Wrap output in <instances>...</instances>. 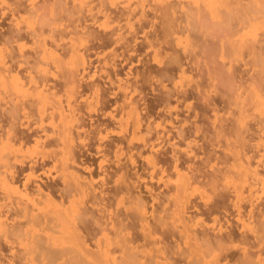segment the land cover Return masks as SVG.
<instances>
[{"label":"rangeland","instance_id":"374dc122","mask_svg":"<svg viewBox=\"0 0 264 264\" xmlns=\"http://www.w3.org/2000/svg\"><path fill=\"white\" fill-rule=\"evenodd\" d=\"M219 1L220 2L218 4L221 3L223 6L220 5L221 7L217 8L213 5L216 9L211 8L212 10L214 9V11H212L211 9H208L210 7L203 4L204 1L202 2L201 0H113V2L112 0L111 2L110 0H0V61L2 60V58H4V60L6 61L4 62V60H2V62L0 63V69L4 70L3 68H5L3 62L5 64L7 63L6 68L14 69H9L12 72L14 71L13 73L11 72V74H5L3 73V71H0L1 76L2 74H5V76L7 77V79H4V82L0 80L1 84H6V86L4 85V88H2L3 86L0 84V152L2 151L0 154L6 156L4 157V162L6 160L8 161L5 164L3 161H0V177L4 178L3 182L0 180V223H7L6 226H4L3 224L2 226L0 224V227L2 226L3 228L6 227L9 229L10 227L17 224L16 227L14 226V228L18 227L17 229H21L20 233L15 232L18 231L17 229L14 231V234H19L17 236H13V232H10L12 233L10 235V233H8L10 230L4 228L8 230V232L6 231L7 233L3 231L6 235L8 234L7 236H5V234L2 233V230H0V235L2 234L0 236V264H53V262H55V264H70V262H65L62 257H58L60 260L58 258L54 259L52 257H49L50 254L48 253H52L51 250L53 249V251H55V247H53L49 238H47L50 236V231H48L50 226L46 225L45 227L44 224L40 225L42 221L36 222L38 220H32L34 226L32 228L36 229V231L33 230L32 232V228H30V225L32 226V224H30L31 222H29L33 217V219L37 218L40 212H42L43 216L42 214H40L39 216L45 217L44 211L50 204L49 201H51L49 197L52 198L53 201L56 200V204L59 203L58 205L60 206V204H62V201L64 200H62V197L60 196L62 195V190L64 188L67 189V184L70 185V187L72 186L73 189L77 188V186H75L77 182H75L72 177V179L68 177L64 178L65 174H62L59 168H57L59 163H57V166H55V161L58 158L57 156L59 152L61 153V149L63 146H59V149L61 147V151L58 149L59 152L56 156L57 158L54 159V156L58 151L56 150L58 144L54 146V141H56L55 139L57 138V140L60 139V133L58 131L62 130V125H64V121H66V116L64 115L66 111L67 116L69 113L74 117H76L75 115H77L76 118H72V116H70L69 114L70 119L75 120L78 117L80 118L81 116L86 121L82 122L86 124L89 122L87 124V127L84 128L85 130H82L77 127V124L79 123L76 122L78 120L80 121L81 118H78L73 123L71 122V124L69 123V116L67 117V123L72 125L73 130H75L76 127L78 128L75 133L79 130V135H81L82 133V135L79 137L77 135V142L74 145V147L76 146L74 152L77 153L81 158L80 159L78 157L76 159V162L78 159L79 162H77L78 168L76 167V169L78 170H75V172L78 171L77 174L82 177V180L86 178L85 180L88 181L89 179L91 180L93 178L91 181H93L94 183L92 187L95 186L94 192H96V195L99 193L97 195V198L98 196L102 198L97 200L95 198L97 202H95V200H92V198L94 199L95 194L92 191L93 188L91 186H89L88 188L89 191H85L87 194H84L79 190V192L77 191L75 193V200H77L76 202L79 210L82 209L85 215V211L89 213V215H86L88 216V218L85 217V220L89 219V225L85 221V229H83L82 225L80 226H82L81 228L83 232L87 231V227L88 229H92L93 234L96 233L95 236H99L102 241H104L103 239L105 237L102 238L100 236H105V234L101 233V235H99V231L103 232L105 230L106 235L107 233L109 234V238L107 235V239L112 240L111 256L112 258H114L113 260H111V262H115L116 260V264L117 262L118 264H167V259L169 261L168 264H191L193 262V264H203V262H200L202 261L201 258L199 261V252L197 250L199 247H196V245L191 242L189 243L187 232H185L186 237L183 236V232L186 230L181 231L182 228L178 227L181 225L176 222L178 217L174 214L175 211H173L174 209L176 210V206L175 204V207L172 205L175 202V199L172 198L176 197V192L174 191L175 188H173V185H171L170 183L173 182L174 184V181L175 183L177 182V172H175L174 170L176 169V167H178L175 164L179 161L178 168L184 169H181L184 176H186L185 174H187L188 177V175L190 174V176L188 177L190 181L193 178L195 179V177L197 181V174L202 175V173H204L203 175H206L205 177H207L205 179H202V175L199 178L201 186L195 184L198 188V191L196 189L197 193L195 192V189H193L194 191L190 190V192H195V194L191 193V195L193 194L190 198L191 201H193V204L191 205H194V201L196 206L194 205L193 208L198 207L199 205V209H191L192 206L190 205L191 207H188L189 211L187 210V214H189L187 216L191 217V215L193 214L192 218H195L194 214H196V212L198 214L197 216L195 215L197 219L196 223L193 222L196 219H193L192 221L196 225L194 224L195 226H192L191 229L194 227V231L199 232H196L197 235L194 236L202 237V235L204 234L203 230H207V232H209L210 234L208 237H210L211 235L219 236L221 234L222 236L224 235L223 238H221L222 236L220 237L221 239H224L223 241L226 242L228 240V243H230L232 240V244L230 243L231 245L227 244V242L225 243L228 245L226 249H223L221 247L222 252L220 253V251H218L220 255L215 250L214 251L216 253L214 251L212 252L213 254L209 252L211 254L209 256L214 257L215 254H218L219 258L217 259L216 256V258L214 259L213 257L211 258L208 256L207 262L209 263L207 264H211V262H213L212 264H215L217 261L218 264H264V225L263 229L261 227V224H264V185H262L264 183V112H262V103L258 102L257 100L259 99L258 96H262L264 101V0H227L228 2L225 0V2L223 0ZM198 2H200V4ZM254 24L256 26H252ZM80 36L81 38L82 36L84 37L82 38V40L84 39L85 43L82 42V40L80 41ZM127 40H129V43L127 42ZM81 42L84 44H82ZM46 46L48 49L52 50L54 54L57 52L56 56L52 52H50L49 55L47 53ZM75 48H77L78 51ZM70 49H72L73 54L70 53ZM74 50H76L77 52H84L87 58L89 57L86 66H79L77 68L78 71H76V67H74L76 66V62H74V60L77 59V54H75V57L73 56L74 52H76ZM59 54L64 57L60 56ZM57 55H59V57L61 58H59ZM55 57L61 59L62 61L60 62H63L64 60V63L59 64L60 62L55 61ZM176 61L179 62V64H174L177 63ZM113 66H115V68H113ZM181 68L182 70H184L181 71ZM9 70L8 72L10 73ZM18 74L20 75V78L22 76V82H27L24 84L26 86H24L25 89L22 90L23 87H21L19 89L20 91L14 90L16 87L15 84L19 86V82H17L16 80ZM160 74H167V76L164 75V77L166 76L167 78H161ZM9 75L10 78L8 77ZM30 75H32V79L37 80L38 77V81L40 80V77L42 80L46 75L44 77L45 82H43L42 80L40 84L35 80L36 84L38 85H36L32 81L31 83ZM145 75L146 80H144L147 82L144 83L143 78L141 77H144ZM69 76L71 77V79ZM147 76H149L150 78H147ZM67 77L69 79H67ZM2 78H4V76ZM119 79L121 81H119ZM15 81L16 83L13 84ZM67 81L68 83L70 82V85L67 83ZM137 82L138 84H136ZM125 83L128 85L130 83L129 86H131V88L132 85H135L133 87L137 88H134L133 91L129 87L128 90H126L127 88H123L124 90H122L121 85H123V87L124 85L127 87ZM76 84L78 85L76 86ZM8 85L11 87L7 88ZM39 85L42 87H40L41 89H38ZM51 85L52 87H50ZM93 85L94 87L96 85L101 87L104 86L103 88L100 87V92L101 89H107L106 95H108V101L107 99L103 100L104 96L102 95L101 97L102 93L99 94L98 90H94L97 86L91 89ZM43 86H46V97L48 94L53 92L55 93V95H59L58 97L60 100L53 94L56 98V101L53 102L56 103L57 101H59V105H57L61 107V109L64 108L63 112H58L60 110L57 111L59 107L56 110L54 108L52 110V101H48L50 102V105L52 107L49 105V103L47 106H45V103H42L43 100L46 99L44 94L45 92H43L44 95H41V93L39 92V90L41 91L42 89L43 91H45V88ZM6 89H9L7 90V93H5ZM73 90H75V94L74 92H72ZM95 91L97 92L95 93ZM166 91L167 93L169 92L167 95H165ZM16 92H19L20 95L21 93L26 94L23 97H19L20 95ZM123 92L127 94L126 98H128L130 92L132 100L135 99L134 101L129 99L126 100L130 102L138 101L136 103L137 105L139 104L137 107H141H139L140 111L138 110L139 114L141 112L139 118L142 117L140 118L142 123L141 131L146 128L142 131L144 134L139 132L141 133V136L144 135L143 137L140 136V139L138 134H136V136L138 137L136 139V136L133 135L135 140L133 142L131 140V149L128 147V143H126L128 140H126L125 134L127 133L124 131V134L123 131H119L121 129V125L116 124L117 126H115L113 120H119L120 122L127 120H124L123 118H125V116L127 118L128 113H125L126 110H123L121 107L123 105L120 104L122 101H124V98L126 96H124ZM71 94H73V96ZM40 95L44 97H41ZM70 95L73 98L70 97ZM96 97H99V99L101 97L100 100H103L102 105H95L97 104L95 101L98 99ZM166 97L167 99L170 97L171 98L166 100ZM38 99L42 100V102ZM50 100H52V98ZM126 100L124 102L125 104L128 103V101L126 102ZM60 101L62 104L60 103ZM32 102L35 104H33ZM104 102L106 104H103ZM70 103H72V105H70ZM124 103L122 102V104ZM69 105L73 107L72 111L74 113L70 112L71 107H68ZM75 107L78 109H76ZM66 108L68 110H65ZM121 110L123 111V113L121 112ZM39 111H41V115H39ZM76 111L77 113H75ZM52 112L56 114H63L61 115V117L65 116L63 117V119L65 118V120L63 121L61 118L62 123L60 124L59 118L57 119L56 116L55 118L51 116L54 115ZM122 114L124 117L122 116ZM59 116L60 115H58V117ZM94 117L96 119H94ZM53 119L55 120L54 122ZM99 119H104L102 121L107 125V128L105 127V129L102 131V137L100 138L101 135L97 136L100 140L97 139L95 135L91 134V130L93 129L92 127H90L92 126L91 123H93L94 120L96 121ZM56 122L57 124H55ZM74 123L76 124V127L74 126ZM58 124L61 125V129H59L60 127L58 126ZM109 124L110 127L108 126ZM147 130L152 131L151 136L149 135L150 133ZM8 131L13 133L10 134ZM14 132L18 136H16ZM2 134L4 135L1 136ZM57 134H59L58 137L56 136ZM10 135L14 137H10ZM40 135H42V137ZM88 137H90L91 139ZM141 138H143L144 140H142ZM21 139H23L24 141H21ZM145 140L148 141V143H150L151 145L147 144ZM144 141L146 144L144 143ZM43 142L45 143L42 145ZM11 144H13V146ZM110 144L111 146H108ZM117 144L122 147L123 152L119 151L121 150V147ZM143 144H145V147H143ZM140 146L141 148L139 149ZM7 147H9L10 149ZM87 149H90L89 151L91 153ZM117 151H119L118 154H116ZM101 152L104 153L102 154ZM238 152L240 153V155L238 154ZM238 155L240 158L238 157ZM131 157L132 159H130ZM175 157H177V159ZM241 157L243 158V161L241 160ZM133 158L136 161H134ZM246 158L247 160H244ZM238 159H240L241 161H239ZM149 161L152 163V165ZM152 161H155L156 165L157 162H159V164H161L158 165L159 168L157 167L155 169L153 166L154 163ZM161 161H163V163ZM175 161L177 162L174 163ZM246 161L249 162V164ZM84 162L86 166H92V168H89V171H85L88 168L84 169V167H86L85 165L83 166ZM243 162H245L246 164H244ZM11 164H13L14 166ZM79 164H81V166ZM172 164L176 166H174L175 169H173L174 167H171ZM239 164L240 167L241 165H245L247 166L246 168H249L247 169V175L249 174L248 177L251 179H247L250 180V184L252 182H255V184L257 185L256 186L255 184H251L253 185L252 189L254 188L253 190L251 189L252 191H250L249 189V182L244 185L245 188L243 200H236V198H238V195L236 196L238 191L235 193L234 189H237L234 188L235 185H226L227 183H223L222 181H220L221 179L219 180V182H221L218 188L219 192L216 191L217 193H213V191H211V187H206V189H208L209 191H205V188L203 190L202 184L207 183L208 185V182H210V180L208 181V178H212L208 176H211L214 173L217 175V177H220L221 172H219L218 174L217 171L221 169L224 172L226 169L230 168V166H234L228 169V171L233 169L231 171L232 176L229 175L230 173L228 174L224 172V175V173L222 172V180H225L223 179V176L225 178L226 175L230 176V179H232L233 181L234 178H237L235 179V182L238 184L236 186L241 188V190L238 189L239 192L242 191L243 183H240L241 176L238 180V175L240 174L239 172H241L242 175L243 173L242 170H240ZM160 167L161 171L159 172V170L157 169H160ZM188 167H190V169ZM119 168L120 172L123 169H125L123 170L125 172L127 170L131 172V174L128 175V178L130 179L129 181L127 180L128 183L126 181V177L122 175L125 172L120 173L121 175H119L118 177L119 173L116 172ZM163 168L165 169L163 170L165 174H163V176H166V178L160 180V178H162L161 173ZM170 168L173 169L172 171H174L176 175H174L175 173L172 172ZM235 168H238L239 170L236 171L237 169ZM198 169L201 172H199ZM166 170L171 171V174L174 175L175 178L172 177L169 171L168 172L171 176H167L168 172L166 174ZM194 170L196 171V174ZM128 171L126 172L127 174H129ZM256 171L258 172L257 176L259 175L261 179L263 178V181L261 180L262 183L259 181L260 179H256L258 177L255 178V173L253 174V172ZM89 172H91V178L89 177ZM250 172H252L253 174H251L252 177H250ZM259 172L261 174H259ZM115 173L117 174V176ZM134 173L138 175V177ZM137 173H139L140 175ZM132 175H135L136 178H134ZM191 175H195V177H192ZM234 175L237 177H235ZM122 176L125 177L124 180H122ZM116 177L118 178L116 179ZM169 177L172 178L170 183H167V186L170 189L168 187L166 188V185L163 184V182L165 183L168 181L167 179H169ZM5 179H9V181ZM90 180L89 182H91ZM193 180V184L199 183ZM257 180L260 183H257ZM5 181L9 183L15 181L14 187L19 189L18 194L9 190V188L7 189L6 187H4L3 183ZM132 181L135 184H132ZM202 181L204 183H202ZM74 182L76 184H74ZM223 184L225 185L224 188H222ZM205 185L203 187H205ZM199 186L201 189L199 188ZM227 186H229V188ZM148 187H151L150 189L153 192L150 191L148 193ZM127 189H130V191H127ZM169 190H173L175 192V196H172L173 193L171 195V192ZM90 191H92V193ZM166 191L170 192L169 195L171 197L168 195V193H166ZM151 192L153 194H151ZM162 193H166L167 196L170 197L167 198L168 202H166V199L164 197L161 198L163 196L161 195ZM203 193L206 194V198L203 197ZM241 193L243 195V191ZM92 194H94V197ZM133 194H135L134 196L137 198L135 200L136 204L138 200H140L143 203V206L145 205V215L143 216L147 221L143 219V216L140 213L136 212L137 210L135 209L137 208V206L134 205L133 200L135 197L132 196ZM166 194L164 196H166ZM154 195H156L157 197H155ZM157 198L159 202L155 200ZM207 198L209 199V201L207 200ZM170 199L174 200L173 203ZM128 200L129 202H131V204L128 202ZM41 201L45 203H42ZM163 201L166 203H164ZM169 201L171 202L169 203ZM64 202L67 203L65 200ZM222 202L223 206H220ZM161 204L163 205L162 207ZM66 205H68V203ZM107 205H109V207ZM10 207L13 208L11 209ZM18 208L21 211H19ZM16 209L18 210V212H16ZM49 209L50 208H48V210ZM163 209L164 211L166 210V212L169 214H165ZM193 211L194 213H192ZM10 212H14V214L12 213V215ZM19 213H22L21 216ZM35 213L38 215H36ZM134 214L137 215L136 218H138V215L142 216V218L140 217L139 221L135 220L136 222L138 221V224L134 221V219L136 218L132 217V215ZM240 215L242 218H240ZM131 217L133 218L134 222L129 220L131 219ZM156 217L158 218L156 219ZM190 217L188 218L190 219ZM120 218H122V220ZM141 219L145 220L144 222L142 220V224L146 222V227L148 222V225H150V227H155L154 229H156L157 231L159 229L158 233L153 229L158 235L156 234L154 236V231L153 234H151V237H154L155 240L148 236V227V229L142 227L143 229L145 228V231L140 228L142 226L140 222ZM34 221L36 222V224H38V226L34 224ZM130 221L135 223L134 226L137 225V228H135L138 230L132 231L129 229H125L127 230L123 231L125 232L123 233L125 237L122 234L119 235L123 228L120 230L118 225L126 228V226L128 225L124 226V223L130 224ZM118 222L123 223V226ZM197 223L200 228L198 227ZM104 224L105 226H103ZM139 224L141 226H139ZM35 225L37 227H35ZM114 225L116 227H114ZM174 225H177V227L175 228ZM26 226L30 228L32 233ZM2 227L0 229H3ZM101 227H103V230L101 229ZM117 228L120 230V232L117 230ZM127 228H129V226ZM212 228L214 229V231ZM217 228L218 230H216ZM150 230L152 229L150 228ZM11 231L13 230L11 229ZM115 231H118L119 233L117 234ZM83 232L81 233L84 236L87 232ZM201 232L203 234H201ZM55 233L56 232H54V234ZM113 233L116 234L114 235ZM162 233H164L163 236ZM192 233L190 234L193 237ZM232 233H234L235 235L231 236ZM128 234L133 235L129 236ZM206 234L208 235V233ZM34 235H36V237H34ZM113 235L115 236V238L113 237ZM204 235L203 237L206 236ZM225 235L229 237V239L226 240ZM19 236H21V239L19 238ZM40 236H43L42 238L48 239V241L46 239H42ZM51 236H55L54 240L57 239L56 234L53 235L51 233ZM85 236H87V234ZM85 236L84 238H86ZM92 236L90 235L89 237L93 238ZM116 236L117 238L118 236L123 237L118 238L120 240H116ZM217 236H215L214 240H212V243L209 238H206L207 236L205 237V239L209 240V242L211 243V245L208 246L211 247L212 244L215 243L213 241L218 238ZM235 236H238L237 239L240 236L241 237L237 240ZM89 237L87 239H89ZM110 237H112V239H110ZM183 237L185 238L182 239ZM203 237L202 239L204 240ZM99 238L97 239L100 240ZM125 238H128L127 240H130L132 238L131 240H133V242L130 240L131 244H129L128 241H125ZM87 239L84 240L89 243ZM134 239L137 241H135ZM167 239L168 242L166 241ZM233 239L236 241L234 242ZM23 240L24 242H22ZM30 240L31 243L34 244L31 245V243H29ZM33 240H35V242H32ZM93 240L94 239H92L91 241L90 239L91 242H94ZM113 240L115 241V243H117L115 246L113 245ZM151 240L153 244H159L160 247L157 244L156 246L161 248L162 255L163 252H165L164 254H166V250L169 249L165 248L166 250H164L163 248L166 245V242L167 245H171L172 247L170 248V250H168V252H172L167 254V258L165 257V259H162V257L164 258V256L166 255L161 257V251L157 252L158 247L148 245V243H151ZM36 241L42 243V245L40 246H43L42 248L46 250L42 249L41 247L39 248H41V251L44 250L45 252H39L35 250L37 252L36 254V252L34 251V245ZM185 241H187L188 243ZM223 241L221 243L222 245L220 244V246H224ZM54 242L55 241H53V243ZM216 242L219 245V241ZM200 243H202V241ZM92 244L91 246H93L95 242L93 245ZM196 244L199 245V243ZM27 245L31 246L30 249L28 248L29 246L27 247ZM144 245L146 247L148 246L149 248H145ZM89 249H91L92 251L93 249L96 250V248H91L90 246ZM30 250H32L33 254L30 252ZM208 251H211L209 247ZM124 253L126 256L124 255ZM159 255L161 257L160 260H158L160 258ZM124 256L125 258H123ZM34 257L36 258V260ZM50 258L52 259V261ZM44 259L50 261L47 262ZM107 263L111 264L110 262Z\"/></svg>","mask_w":264,"mask_h":264},{"label":"bare ground","instance_id":"6f19581e","mask_svg":"<svg viewBox=\"0 0 264 264\" xmlns=\"http://www.w3.org/2000/svg\"><path fill=\"white\" fill-rule=\"evenodd\" d=\"M108 1H109V0H108ZM199 1H200V0H199ZM201 1H202V2L204 1L203 4H205V5H207L208 7H210V8L207 7L208 9L215 8L214 6H216L217 8H219V7H221L220 5H222L221 3L218 4V3L220 2L219 0H201ZM223 1H224V0H223ZM223 1H221V2H223ZM225 1H227V0H225ZM225 1H224V2H225ZM259 1H260V0H259ZM110 2H111V0H110ZM112 2H113V0H112ZM227 2H228V1H227ZM198 3L200 4V2H198ZM213 5H214V6H213ZM224 5H225V3H224ZM222 6H223V5H222ZM205 8H206V7H205ZM215 9H216V8H215ZM211 10H212V9H211ZM212 11H214V9H213ZM212 11H211V12H212ZM215 11H216V10H215ZM33 13H34V12H33ZM214 14H215V13H214ZM214 14H213V16H214ZM218 15H219V14H218ZM216 17H217V16H216ZM255 24H256V23H255ZM255 24L252 25V26H256ZM261 26H262V24H261ZM261 26H260V27H261ZM256 28H257V27H256ZM256 28H255V29H256ZM258 29H259V27H258ZM254 31H256V30H254ZM78 34H80V33H78ZM252 35H253V34H252ZM252 35H251V36H252ZM248 36H249V35H248ZM251 36H250V37H251ZM82 38H84V37L82 36ZM82 38H81V36H80V41L82 40ZM85 39H86V38H85ZM78 40H79V38H78ZM87 40H88V39H87ZM128 41H129V40H127V42H128ZM77 42H78V41H77ZM82 42L85 43L84 39L82 40ZM82 42H81V43H82ZM81 43H80V44H81ZM84 43H82V44H84ZM128 43H129V42H128ZM130 43H131V42H130ZM72 44H73V43H72ZM72 46H73V45H72ZM72 46H71V47H72ZM77 47H78V46H77ZM46 48H47V46H46ZM64 48H65V46H64ZM67 48H68V47H67ZM75 49H77V48H75ZM46 50H47V53H48V54H49L50 52H52V50H50V49H48V48H47ZM48 50H49V52H48ZM70 50H71V52H70V51H69V52L73 54L72 49H70ZM65 51H66V49H65ZM74 51H76V50H74ZM77 51H78V49H77ZM77 51H76V52H77ZM2 52H3V51H2ZM44 52H45V49H44ZM76 52H74V55H73V56L75 57V56H76L75 54H77V59L74 60V62H76V64H75L76 66H74V67H76L75 70L78 71L77 68H78L79 66H83V67L86 66V63H87V60L89 59V57L87 58V56H86V54H85L84 52H83V53H82L81 51H79V52H81V53H79V52L76 53ZM52 53L54 54V52H52ZM52 53H51V55H52ZM56 53H57V52H56ZM56 53L54 54L55 56H56ZM68 54H69V53H68ZM2 55H3V54H2ZM49 55H50V54H49ZM59 55H60V54H59ZM59 55H57V56L59 57ZM60 56H62V55H60ZM66 56H67V55H66ZM66 56H65V57H66ZM71 56H72V55H71ZM73 56H72V57H73ZM0 57H1V56H0ZM4 57H5V56H4ZM58 57H55V61H58V62L62 61L61 59H58ZM62 57H64V56H62ZM59 58H61V57H59ZM67 58H68V57H67ZM56 59H57V60H56ZM62 59H64V58H62ZM65 59H66V58H65ZM174 59H175V58H174ZM2 60H4V58H2ZM2 60L0 61V63L2 62ZM11 60H12V59H11ZM171 60H172V59H171ZM14 61H15V60H14ZM65 61H66V60H65ZM4 62H6V61L4 60ZM4 62H3V64H4L5 68H6V64H7V63L5 64ZM12 62H13V61H12ZM88 62H90V61H88ZM176 62H177V61H176ZM61 63H64V60H63V62H60L59 64H61ZM72 63H73V62H72ZM3 64H2V65H3ZM57 64H58V63H57ZM59 64H58V65H59ZM70 64H71V63H70ZM73 64H74V63H73ZM73 64H72V65H73ZM174 64H179V62L174 63ZM64 65H65V64H64ZM87 66H88V65H87ZM176 66H177V65H176ZM180 66H181V65H180ZM65 67H66V66H65ZM181 67H182V66H181ZM5 68H3L4 70H1V69H0V71H1V72L3 71V73H5V74H7V73H8V74H11L12 71H10V70H11L12 68H9L10 70H9L8 68H6V69H5ZM72 68H73V67H72ZM80 68H81V67H80ZM113 68H115V66H113ZM179 68H180V67H179ZM83 69H84V68H83ZM168 69H169V68H168ZM173 69H174V68H173ZM176 69H177V68H176ZM8 70L10 71V73L8 72ZM12 70H14V69H12ZM71 70H73V69H71ZM75 70H74V71H75ZM80 70H81V69H80ZM183 70H184V69H183ZM183 70H182V68H181V71H183ZM4 71H5V72H4ZM83 71H84V70H83ZM168 71H169V70H168ZM181 71H180V73H181ZM1 72H0V73H1ZM13 72H14V71H13ZM13 72H12V73H13ZM46 72H47V71H46ZM113 72H114V71H113ZM44 73H45V72H44ZM184 73H185V72H184ZM5 74H2V76L0 75V76H1V77H0V80H1L2 82H4V79H5V78L7 79V77L5 76ZM142 74H143V73H142ZM142 74H141V76H142ZM161 74H162V73H161ZM161 74H160V75H161ZM170 74H171V73H170ZM146 75H147V74H146ZM146 75H145L144 77H141V78H143L144 83L147 82V81H145V80H146ZM164 75L167 76V74H163V75H161V78H167L166 76L164 77ZM181 75H182V74H181ZM3 76H4V78H2ZM18 76H19V77H18ZM31 76H32V75H30V78H31ZM45 76H46V75H45ZM45 76H44V77H45ZM75 76H76V75H75ZM149 76H150V72H149ZM149 76H147V78H148ZM151 76H152V75H151ZM157 76H158V75H157ZM8 77L10 78V75H9ZM11 77H12V76H11ZM14 77H15V76H14ZM28 77H29V76H28ZM33 77H34V76H33ZM44 77H43V79H42L43 82H45V80H44L45 78H44ZM69 77H70V76H69ZM89 77H90V76H89ZM108 77H109V76H108ZM168 77H170V76H168ZM16 78H17V79H16L17 82H19V83H18L19 86L15 84V83H16V81H15L13 84H15L16 87H15V89H14V88H13V89L16 90V91H20L19 89H20L21 87H23L22 90L25 89V88H24V86H25L24 84L27 83V82H22V79H21L22 76H21V78H20V75H19V74L17 75ZM35 78H36V77H35ZM92 78H93V77H92ZM110 78H111V77H110ZM114 78H115V77H114ZM114 78H113V79H114ZM149 78H150V77H149ZM28 79H29V78H28ZM67 79H69V78L67 77ZM67 79H66V80H67ZM70 79H71V77H70ZM144 79H145V80H144ZM9 80H10V79H9ZM14 80H15V79H14ZM35 80H36V79H32V78H31V79H30V82L32 81V82H34V83L36 84ZM42 80H41V77H40V80L38 81V77H37V80H36V81H38V82L41 84ZM80 80H81V79H80ZM115 80H116V79H115ZM168 80H169V79H168ZM1 81H0V84H1ZM11 81H12V80H11ZM23 81H24V80H23ZM27 81H29V80H27ZM47 81H48V80H47ZM69 81H71V80H69ZM119 81H121V80L119 79ZM123 81H124V80H123ZM162 81H163V79H162ZM5 82H6V81H5ZM30 82H29V83H30ZM32 82H31V83H32ZM38 82H37V83H38ZM63 82H64V81H63ZM72 82H73V81H72ZM141 82H142V81H141ZM31 83H30V84H31ZM67 83H68V81H67ZM69 83H70V82H69ZM69 83H68V84H69ZM78 83H79V81H78ZM100 83H101V82H100ZM100 83H99V84H100ZM114 83H115V82H114ZM142 83H143V82H142ZM13 84H12V85H13ZM47 84H48V83H47ZM65 84H66V83H65ZM68 84H67V85H68ZM111 84H112V83H111ZM122 84H123V82H122ZM125 84H126V83H125ZM133 84H134V83H133ZM136 84H138V82H137ZM1 85L3 86L2 88H4V87L6 86L5 83H3V84H1ZM4 85H5V86H4ZM26 85H28V84H26ZM36 85H38V84H36ZM36 85H35V86H36ZM42 85H43V83H42ZM45 85H46V83H45ZM69 85H70V84H69ZM73 85H74V83H73ZM77 85H78V84H76V86H77ZM87 85H89V84H87ZM100 85H101V84H100ZM103 85H104V84H103ZM126 85H127V87H126L125 85H124V87H123V85H121V86H122V90H124V89H126V88H127L126 90H128L129 88H131V86H129L130 83H129V85H128V84H126ZM30 86H31V85H30ZM30 86H28V87H30ZM54 86H55V85H54ZM96 86H97V85H96ZM96 86H95V87H96ZM104 86H105V85H104ZM104 86H103V87H104ZM118 86H119V84H118ZM133 86H135V85H132V88H131L132 91H133V89L135 88V87H133ZM8 87H11V86L8 85L7 88H8ZM25 87H26V86H25ZM28 87H27V88H28ZM38 87H39V88H38ZM38 87H37L38 89H41V88H42L40 85H39ZM40 87H41V88H40ZM43 87H44V86H43ZM45 87H46V86H45ZM45 87H44V88H45ZM50 87H52V85H51ZM60 87H61V86H60ZM63 87H64V86H63ZM88 87H89V86H88ZM95 87H94V85H93V86L91 87V89H92V88H95ZM97 87H98L99 89H98ZM97 87H96V89H94V90H98L99 94L102 93V94H101V97H102V95L105 97V95L107 94V92H106L107 89H104V90L101 89V92H100V87H101V86H97ZM103 87H101V88H103ZM128 87H129V88H128ZM27 88H26V89H27ZM31 88H32V87H31ZM35 88H36V87H35ZM66 88H67V87H66ZM79 88H80V87H79ZM89 88H90V87H89ZM123 88H124V89H123ZM136 88H137V87H136ZM136 88H135V89H136ZM10 89H11V88H10ZM17 89H18V90H17ZM51 89H52V88H51ZM53 89H55V88H53ZM63 89H64V88H63ZM69 89H70V88H69ZM131 89H130V90H131ZM138 89H139V88H138ZM138 89H137V90H138ZM141 89H142V88H141ZM7 90H9V89H6L5 93H7ZM94 90H92V91H94ZM130 90H129V91H130ZM164 90H165V89H164ZM2 91H3V90H2ZM28 91H29V90H28ZM41 91H42V92H41ZM41 91L39 90V92L41 93V95H44V94H45V98H46V99L43 100V102H42V100H39V99H38V100L41 101L42 103H45V104H46V105L44 104L45 106H47L48 103H49V105H50V102L52 101L51 104H52L53 107L50 105V106L52 107V108H51V107H50V108H51L52 110H53V108L56 110V109L59 107V106H58V105H59V101H57L58 103H57V102L55 103V102H53V101H56V98L59 99V97H58L59 95L57 96V95H55V93L53 92V93L48 94L47 97H46V88H45V91H43V89H42ZM53 91H55V90H53ZM59 91H60V90H59ZM64 91H65V90H64ZM69 91H70V90H69ZM102 91H105V92H102ZM168 91H169V90H168ZM12 92H13V90H12ZM24 92H25V91H24ZM26 92H27V91H26ZM29 92H30V91H29ZM43 92H45V93L43 94ZM51 92H52V91H51ZM57 92H58V91H57ZM72 92H74V94H75V90H73ZM96 92H97V91H95V93H96ZM125 92H126V91H125ZM125 92H123V93H124V96L126 95L125 98H124V101H122L123 103L125 102L126 99L132 100V96H130V92H129L128 98H126V97H127V94H126ZM16 93L19 94V92H16ZM20 93H21V92H20ZM40 93H38V94H40ZM48 93H49V92H48ZM63 93H64V92H63ZM78 93H80V92H78ZM168 93H169V92H168ZM168 93H167V91H166V92H165V95H167ZM25 94H26V93H25ZM25 94H22V93H21V95L19 94V95H20L19 97H21V96L23 97ZM30 94H31V93H30ZM53 94H54L55 96H57V97L55 98V96H54ZM56 94H57V93H56ZM93 94H94V93H93ZM97 94H98V93H97ZM97 94H96V95H97ZM170 94H171V93H170ZM41 95H40V96H41ZM71 95L73 96V94H71ZM71 95H70V97H72ZM165 95H164V96H165ZM184 95H185V94H184ZM12 96H13V95H12ZM14 96H15V95H14ZM52 96H54V97H52ZM60 96H61V95H60ZM97 96H98V95H97ZM99 96H100V95H99ZM129 96H130V97H129ZM171 96H172V95H171ZM16 97H17V96H16ZM35 97H36V96H35ZM41 97H44V96H41ZM74 97H75V96H74ZM94 97H95V96H94ZM101 97H100V99H101ZM104 97H103V100H104V99H105V100L107 99V101H108V95H106L105 98H104ZM159 97H160V96H159ZM162 97H163V95H162ZM168 97H169V95H168ZM258 97H259V99H257V100H258V102L262 103L261 105H263V110H262V109H261V110H262V112H264V101H263V97H262V96H258ZM51 98H52V100H50ZM72 98H73V97H72ZM92 98H93V97H92ZM96 98L99 99V97H96ZM164 98H165V97H164ZM170 98H171V97H170ZM170 98H168V99H170ZM261 98H262V99H261ZM19 99H20V98H19ZM40 99H41V98H40ZM42 99H43V98H42ZM98 99H97V100H98ZM100 99H99L98 101L95 99V100H96L95 102L97 103V104H95V105H97V106L102 105L103 100H100ZM133 99H134V98H133ZM142 99H143V98H142ZM161 99H163V98H161ZM161 99H160V100H161ZM168 99H167V97H166V100H168ZM260 99H261V100H260ZM59 100H60V99H59ZM72 100H73V99H72ZM134 100H135V99H134ZM134 100H132V101H134ZM48 101H50V102H48ZM127 101H128V100H126V102H127ZM132 101H131V102L128 101V103H126V104H125V103L122 104V102L120 103L121 105H123V106H121L122 109H123V110H126L125 113H126V112L128 113V114H127L128 117L126 118V116H125V118H123L124 120L127 119L126 121H121V122H122V123H121V122L118 120V121L120 122V123H119L118 121H115V119H113L114 117L112 118V119L114 120V124H115V126H117V125H119V124L121 125V126H120L121 129H120L119 131H123V132L125 131V132L127 133V134H125V132H124V134H125V138H126V140H128L127 142H126V141H125V142L128 143V147H129V148H130L131 143H132L136 138H138V137L136 136V134L139 135V139H140V136H141L140 134L143 133L142 131L146 129V128H145V129H143V130L141 131L142 123H141V119H140V118H142V117L139 118V115L141 114V112H140V114H139V111H140V110H139V107H140V106L137 107V106L139 105V104H138V105L136 104L138 101H137V102H136V101H135V102H132ZM164 101H165V100H164ZM37 102H38V101H37ZM116 102H117V101H116ZM129 102H130V103H129ZM32 103H33V102H32ZM38 103H39V102H38ZM54 103H55V104H54ZM60 103H61V101H60ZM72 103H73V102H72ZM72 103H70V105H72ZM134 103H135V104H134ZM162 103H163V102H162ZM162 103H161V104H162ZM167 103H168V102H167ZM33 104H35V103H33ZM36 104H37V103H36ZM57 104H58V105H57ZM61 104H62V103H61ZM74 104H75V102H74ZM98 104H100V105H98ZM103 104H106V103L104 102ZM38 105H39V104H38ZM40 105H41V104H40ZM42 105H43V104H42ZM70 105H69L68 107H71ZM93 105H94V104H93ZM116 105H117V104H116ZM126 105H127V106H126ZM32 106H33V105H32ZM54 106H56V107H54ZM62 106H63V105H62ZM103 106H104V105H103ZM119 106H120V105H119ZM48 107H49V106H48ZM87 107H88V106H87ZM94 107H95V106H94ZM123 107H125V108H123ZM126 107H127L128 109H127ZM39 108H40V107H39ZM43 108H44V107H43ZM62 108H63V107H62ZM75 108H76V107H75ZM81 108H82V107H81ZM137 108H138V109H137ZM140 108H141V107H140ZM34 109H35V108H34ZM63 109H64V108H63ZM63 109H61V107H59V108L57 109V111L60 110V111H58V112H63V111H64ZM70 109H71V110H70ZM70 109H69L70 112L74 113V112L72 111V110H73V107H71ZM76 109H78V108H76ZM61 110H62V111H61ZM65 110H68V109L66 108ZM90 110H91V109H90ZM102 110H104V109H102ZM105 110H106V109H105ZM118 110H119V109H118ZM127 110H128V111H127ZM138 110H139V111H138ZM57 111H54V112H57ZM39 112H40L39 115H41V111H39ZM43 112H44V111H43ZM54 112H52L54 115H51V116L54 117V118H55V116H56L57 119L59 118V120H60V124L62 123L61 118H62V120L64 121L65 118L63 119V117H65V116H66V121H64V125H62V126H63V127H62V130H61V131H58V132L60 133V139L57 140V139H58V138H57V139H55L56 141H54V146H55L56 144H58V145H57L58 147L56 146V147H57L56 150H58V149H59V146L62 145V146H63L62 149H61V147H60V149H61L62 151H61L60 149H59V150L61 151V153L59 152V150H58L57 152L54 151V152H56V154H55V156H54V159L57 158V157H58V158L56 159V161H55L54 159H53V160L55 161V166H57L56 164L59 163V165H58L57 168H59V170H60V172H61L62 174H65L64 178H65V177H68V178H71V177H72V178L75 180V182H77V184L74 182V184H76L75 186H77V188L73 189L72 186L70 187V185L67 184V186H66L67 189L64 188V189L62 190V195H61L60 197H62V200L64 199V200L68 203L69 206L66 205L67 203H65L64 200H63V201L61 200L64 204L62 203V204H60V206H59V205H58L59 203L56 204V202H55L56 200L53 201V199L49 197V199L51 200V201H49V199H48V201L50 202V204L48 205L47 208L44 207V208H46V210H47L48 212H47L46 210H45L46 212L43 210V211H44V214H45V215H44L45 217H42V216H43L42 212L39 211L40 214H42V216H39L40 214L38 215V214H36V213H37V212H36L35 214L38 215V217L35 218V219H33L34 217L32 216L33 218L31 219V221H29V222H31L30 224H32V226L30 225V228L34 227V226H33V223H32V220H38V221H36V222H41V221H42V223H40V225H41V224H42V225L44 224L45 227H46V225H47V226H50V228L48 227V228H49L48 231H50V232H49V235H50V236L47 237V238H49V240H50V242L52 243L53 247H55V251H53L54 249L51 250L52 253H48V254H50L49 257H52V258H54V259H56V258H58V257H62L63 260H64L65 262H67V263L70 262V264H108L107 262H110L111 264H116V263H115L116 260H115V262L113 261L114 263L111 262V260L114 259V258H112V256H111V253H112V251H111V250H112V248H111V247H112V242H111V241H112V240L107 239V235H108V238H109V234L107 233V235H106L105 230H104L103 232H100V231H99V233H100L99 235H101V233H102V234H103V233L105 234V236H100V237H102V238L105 237V238L103 239L104 241H102V240L99 238V236L96 235L97 238L100 239V240H98V239L96 238V236H95L96 233L93 234V230H92V229H88V227L86 228L87 231L84 230V231H86L87 233L82 231V228H81L82 226H83V229H85V228H84V225L86 224L85 221H86L87 224L89 225V222H88L89 219H87L88 216H86L87 214L89 215V213H87V211H85V212H86V215H85V213L82 211L81 208H80L81 210H79V207L77 206V202H76L77 200H75V198H76V197H75V193H76L78 190L85 194V193H86L85 191H87V190L89 191V189H88L89 186L92 187V186L94 185L93 181H91L93 178H92L91 180L89 179L91 182H89V180H88V181L85 180L86 178H84V177H83L84 179L82 180V177H80V176L77 174L78 171L75 172V170H78V169H76V167H77V164H78L77 162H79V161H78L79 159L77 160V162H76V159L79 157V155H78L77 153L74 152V151H75V148H76V146L74 147V145H75V143L77 142V138H78L79 136L82 135V133H81V135H79L80 130L77 131L76 133H75V131L78 130L77 127H79L80 129L83 130L85 127H87V124H88L89 122L87 121V122H88L87 124L84 123V122H86V121H85V119H84L83 117H81V116H80L81 119L78 117V118L80 119V121L78 120L79 122L76 121L78 118L75 119V120H74V119H70V116H72V115L69 113V114H70V116H69V114H68V116H69L68 119L70 120L69 123H71V122L73 123V122H75V121H76L77 123H79V124H77V125H78L77 127H76V124L74 123V126L76 127V129H75V127H74L75 130H73L72 125H71L72 123H71V124L67 123V122H68V121H67V117H68V116L66 115L67 111H66V113L64 112V113H65V114H64L65 116H62V117H61V115H63V114H60V113H57V114H56V113H54ZM121 112L123 113L122 110H121ZM121 112H120V113H121ZM75 113H77V111H76ZM80 113H81V112H80ZM83 113H84V112H83ZM108 113H109V112H108ZM43 114H44V113H43ZM81 114H82V113H81ZM113 114H114V113H113ZM58 115H60V116L58 117ZM101 115H102V114H101ZM119 115H121V114H119ZM75 116L77 117V115H75ZM78 116H79V114H78ZM96 116H97V115H96ZM98 116H99V115H98ZM122 116H123V114H122ZM44 117H46V116H44ZM73 117H74V116H72V118H73ZM76 117H74V118H76ZM102 117H103V116H102ZM119 117H120V116H119ZM123 117H124V116H123ZM50 118H51V117H50ZM91 118H92V117H91ZM103 118H105V117H103ZM115 118H116V117H115ZM42 119H43V118H42ZM46 119H47V118H46ZM92 119H93V118H92ZM94 119H96V118L94 117ZM105 119H106V118H105ZM143 119H144V118H143ZM50 120H51V119H50ZM73 120H74V121H73ZM102 120H104V119H99V120H96V121L94 120L95 123H94V122L91 123L92 126H90V127H92V129H93V130H91V131H92L91 134H92V135H95L97 139H99L97 136H100V135H101L100 138L102 137V133H103L102 131H103V130L105 129V127L107 126V125L105 124V122H103ZM113 120H112V121H113ZM54 121H55V120L53 119V122H54ZM82 121H84V122H82ZM89 121H91V120H89ZM110 121H111V119H110ZM144 121H145V120H144ZM57 122H58V121H57ZM57 122H56L55 124H57ZM80 122H81L82 124H81ZM142 122H143V121H142ZM51 123H52V122H51ZM65 123H67V124H65ZM60 124H58L59 127L61 126ZM80 124H81V125H80ZM91 124H90V125H91ZM112 124H113V123H112ZM116 124H117V125H116ZM41 126H42V125H41ZM54 126H55V125H54ZM93 126H94V127H93ZM108 126L110 127V124H109ZM143 126H144V125H143ZM90 127H89V128H90ZM42 128H43V127H42ZM106 128H107V127H106ZM150 128H151V127H150ZM40 129H41V128H40ZM59 129H61V127H60ZM59 129H58V130H59ZM90 129H91V128H90ZM114 129H115V128H114ZM118 129H119V128H118ZM147 129H148V128H147ZM179 129H180V128H179ZM183 129H184V128H183ZM42 130H44V129H42ZM84 130H85V129H84ZM45 131H46V130H45ZM54 131H55V130H54ZM87 131H88V128H87ZM87 131H86V132H87ZM147 131L150 133V134H149V133H148V134L151 136L152 131H149V130H147ZM178 131H179V130H178ZM181 131H182V130H181ZM8 132H9V131H8ZM8 132H7V133H8ZM58 132H57V133H58ZM139 132H141V133H139ZM144 132H146V131H144ZM182 132H183V131H182ZM197 132H198V131H197ZM4 133H5V132H4ZM9 133L12 134L13 132H12V133L9 132ZM53 133H54V132H53ZM84 133H85V132H84ZM84 133H83V134H84ZM184 133H185V132H184ZM14 134H16V133L14 132ZM54 134H55V133H54ZM88 134H89V133H88ZM88 134H86V135H88ZM124 134H123V136H124ZM131 134H132V135H131ZM143 134H144V133H143ZM145 134H146V133H145ZM186 134H187V133H186ZM189 134H190V133H189ZM3 135H4V134H2L1 136H3ZM77 135H78V137H77ZM92 135H91V136H92ZM133 135L136 136L135 139H134V136H133ZM146 135H147V134H146ZM146 135H145V137H146ZM180 135H181V132H180ZM16 136H18V135L16 134ZM27 136H28V135H27ZM37 136H38V135H37ZM40 136L42 137V135H40ZM49 136H50V135H49ZM56 136L58 137L59 134H57ZM143 136H144V135H143ZM143 136H141V137H143ZM147 136H148V135H147ZM10 137H14V136L10 135ZM30 137H31V136H30ZM32 137H33V136H32ZM45 137H46V136H45ZM50 137H51V136H50ZM86 137H87V136H86ZM132 137H133V139H132ZM185 137H186V136H185ZM189 137H190V136H189ZM1 138H2V137H1ZM15 138H16V137H15ZM39 138H40V137H39ZM48 138H49V137H48ZM55 138H56V137H55ZM88 138H90V137H88ZM130 138H131V139H130ZM192 138H193V137H192ZM7 139H8V138H7ZM13 139H14V138H13ZM19 139H20V138H19ZM35 139H36V138H35ZM49 139H50V138H49ZM85 139H87V138H85ZM90 139H91V138H90ZM92 139H93V138H92ZM102 139H103V138H102ZM102 139H101V140H102ZM139 139H138V141H139ZM141 139L144 140L143 138H141ZM190 139H191V138H190ZM9 140H11V139H9ZM9 140H8V141H9ZM22 140H23V139H21V141H22ZM80 140H81V139H80ZM99 140H100V139H99ZM99 140H98V141H99ZM122 140H123V139H122ZM131 140H132V142H131ZM146 140H148V139H146ZM146 140H145V141H146ZM2 141H3V139H2ZM23 141H24V140H23ZM38 141H39V140H38ZM44 141H45V140H44ZM48 141H49V140H48ZM95 141H97V140H95ZM114 141H115V140H114ZM119 141H120V140H119ZM145 141H144V143H145ZM27 142H28V141H27ZM55 142H58V143H55ZM90 142H91V141H90ZM90 142H89V143H90ZM141 142H142V141H141ZM146 142H147V144H150V143H148V141H146ZM149 142H150V141H149ZM4 143H5V141H4ZM13 143H14V142H13ZM16 143H17V142H16ZM22 143H23V142H22ZM38 143H39V142H38ZM44 143H45V142H43L42 145H43ZM48 143H49V142H48ZM78 143H79V142H78ZM101 143H102V141H101ZM113 143H114V142H113ZM14 144H15V143H14ZM39 144H40V143H39ZM92 144H93V143H92ZM120 144H121V143H120ZM124 144H125V143H124ZM145 144H146V143H145ZM145 144H143V147H145ZM188 144H189V143H188ZM3 145H4V144H3ZM6 145H8V144H6ZM11 145L13 146V144H11ZM23 145H24V144H23ZM117 145H118V144H117ZM132 145H133V144H132ZM140 145H141V144H140ZM150 145H151V144H150ZM20 146H21V145H20ZM54 146H53V147H54ZM95 146H96V145H95ZM108 146H111V144L108 145ZM108 146H107V147H108ZM118 146H120V145H118ZM126 146H127V145H126ZM154 146H155V145H154ZM2 147H3V146H2ZM15 147H16V146H15ZM15 147H14V149H15ZM18 147H19V146H18ZM23 147H24V146H23ZM120 147H121V146H120ZM131 147H132V146H131ZM135 147H136V146H135ZM146 147H147V145H146ZM7 148H9V147H7ZM38 148H39V146H38ZM40 148H41V147H40ZM63 148H64V149H63ZM73 148H74V149H73ZM99 148H100V147H99ZM140 148H141V146L139 147V149H140ZM151 148H152V147H151ZM9 149H10V148H9ZM18 149H20V148H18ZM44 149H45V148H44ZM83 149H84V148H83ZM91 149H92V148H91ZM93 149H94V148H93ZM115 149H116V148H115ZM115 149H114V150H115ZM130 149H131V148H130ZM133 149H135V148H133ZM133 149H132V150H133ZM147 149H148V147H147ZM42 150H43V147H42ZM52 150H53V149H52ZM87 150L89 151L90 149H87ZM101 150H102V149H101ZM117 150H118V149H117ZM10 151H11V150H10ZM99 151H100V150H99ZM99 151H98V152H99ZM104 151H106V150H104ZM119 151H122V147H121V150H119ZM119 151H117L116 154H118ZM136 151H137V149H136ZM1 152H2V151H1ZM1 152H0V153H1ZM35 152H36V151H35ZM41 152H42V151H41ZM51 152H53V151H51ZM58 152H59V154H58ZM89 152H90V151H89ZM122 152H123V151H122ZM141 152H142V151H141ZM43 153H44V150H43ZM74 153H75V154H74ZM78 153H79V152H78ZM83 153H84V152H83ZM87 153H88V152H87ZM90 153H91V152H90ZM99 153H100V152H99ZM101 153H102V152H101ZM103 153H104V152H103ZM103 153H102V154H103ZM120 153H121V152H120ZM135 153H136V152H135ZM137 153H138V152H137ZM142 153H143V152H142ZM142 153H141V154H142ZM241 153H242V152H241ZM13 154H14V153H13ZM41 154H42V153H41ZM53 154H54V153H53ZM57 154H58V156H57ZM79 154H80V153H79ZM81 154H82V153H81ZM84 154H85V153H84ZM238 154L240 155L239 152H238ZM243 154H244V153H243ZM46 155H47V153H46ZM106 155H107V153H106ZM106 155H105V156H106ZM111 155H112V154H111ZM121 155H122V154H121ZM128 155H129V154H128ZM132 155H134V154H132ZM137 155H139V154H137ZM137 155H136V156H137ZM168 155H169V154H168ZM234 155H235V154H234ZM239 155H238V157H239ZM17 156H18V155H17ZM21 156H22V155H21ZM56 156H57V157H56ZM130 156H131V155H130ZM4 157H6V156L0 154V161H3V162H4V159H5ZM8 157H9V156H8ZM22 157H23V156H22ZM82 157H83V155H82ZM167 157H169V156H167ZM171 157H172V156H171ZM179 157H180V156H179ZM242 157H243V156H242ZM242 157H241V160L243 159ZM247 157H249V156H247ZM74 158H75V159H74ZM79 158H80V157H79ZM87 158H88V157H87ZM90 158H91V157H90ZM104 158H105V157H104ZM142 158H143V157H142ZM150 158H151V157H150ZM158 158H160V157H158ZM175 158L177 159V157H175ZM239 158H240V157H239ZM14 159H15V158H14ZM80 159H81V158H80ZM94 159H95V158H94ZM105 159H106V158H105ZM130 159H132V157H131ZM163 159H164V158H163ZM19 160H20V159H19ZM84 160H85V159H84ZM95 160H96V159H95ZM133 160H134V158H133ZM148 160H149V159H148ZM151 160H152V159H151ZM151 160H150V161H151ZM159 160H160V159H159ZM173 160H174V159H173ZM173 160H172V161H173ZM238 160L241 161L240 159H238ZM244 160H247V158L244 159ZM134 161H136V160H134ZM150 161H149V162H150ZM180 161H181V160H180ZM234 161H235V159H234ZM236 161H237V160H236ZM239 161H238V162H239ZM242 161H243V160H242ZM248 161H249V160H248ZM6 162H8V161L6 160V161L4 162V164H5ZM80 162H82V161H80ZM117 162H118V161H117ZM119 162H120V161H119ZM152 162L154 163L153 166H154L155 169H156L157 167L159 168L158 165H161V164H159V162H157V165H156V162H155V161H152ZM161 162L163 163V161H161ZM161 162H160V163H161ZM176 162H177V161H175L174 163H176ZM178 162H179V161H178ZM178 162H177L175 165L179 167ZM246 162H247V161H246ZM75 163H76V166H75ZM86 163H87V162H86ZM134 163H135V162H134ZM146 163H147V162H146ZM172 163H173V162H172ZM188 163H189V162H188ZM243 163L246 164L245 162H243ZM247 163L249 164V162H247ZM0 164H1V162H0ZM81 164H83V163H81ZM81 164H79V165L81 166ZM132 164H133V163H132ZM132 164H131V165H132ZM150 164L152 165L151 162H150ZM241 164H242V162H241ZM11 165H13V164H11ZM11 165H10V166H11ZM17 165H18V164H17ZM84 165L86 166L85 162H84L83 166H84ZM92 165H93V164H92ZM146 165H147V164H146ZM170 165H171V164H170ZM175 165L172 164L171 167H174ZM182 165H183V164H182ZM197 165H198V164H197ZM210 165H211V164H210ZM250 165H251V164H250ZM5 166H6V165H5ZM13 166H14V165H13ZM88 166H89V165H87L86 167H84V169H85V168H88V169H86L85 171H87V170L89 171V170H90L89 168H92V166H91V167H88ZM100 166H101V165H100ZM176 166H175V167H176ZM198 166H199V165H198ZM223 166H225V165H223ZM226 166H227V165H226ZM244 166H245V165H244ZM244 166L241 165V167H240V164H239L240 170H242L243 175L241 174V172H239L240 174L238 175V176H239V177H238V180L240 179V176H241V179H242V182H241V179H240V183H243V184H242V186H243V188H242L243 195H242V193H241L242 191L239 192V190H238V189L241 190V188H239V187L236 186V185H238V184L235 182V181H236L235 179H237V178H234V181H233L232 179H230V178H231L230 176L226 175L227 179H226V177L224 178V176H223V179H225V180H222V175H223L222 172H223V170H221V169H220L221 171H220V170L217 171L218 174H219V172H221V173H220V175H221L220 177H217V175L214 174V173H213V175L208 176V177H212L211 179L208 178V181L210 180V182H208V185H207V183H204V182H203L204 180L202 181V183H204V184H202L203 186L206 184L205 187L202 186L203 190H204V188H205V191H206V190L209 191L208 189H206V187H211V188H212L211 191H213V193H217V192H219V191H218V190H219L218 188H219V184L221 183V182H219V180L221 179L220 181H222L223 183H227L226 185H229V184H230V185H232V184L235 185L234 188H237V189H234V188H233V189L235 190V193L238 191L237 194H236V196L238 195V196H237L238 198H236V196H235L236 200H238V199H239L238 201L243 200V198H244V197H243V196H244V188H245L244 185L250 181V180H248V179H251V178L248 177L249 174L247 175V171H248L247 169H249V168H246L247 166H245V167H244ZM175 167H174L173 169H175ZM178 167H176V169L174 170L175 172H177V175H176V173H175L174 171H172L173 169L170 168L171 171L175 173L174 175H176V181H177V182L175 183V181H174V184H173V182L170 183V181H171L172 178L169 177L170 180L167 179L168 181L165 182V183L163 182V184H165V185H166V188H167V187H168V186H167V183L169 182L171 185H173V188H175V190H174V189H173V190L176 192V194H175V192H174L173 190H172V191L169 190L171 193H170V192H167V191H166V193H168V195H169V193H170L171 195H172V193H173L172 196H175V195H176V197H173V198H172V199H175V202H174V203H173L174 200H172V199H170V200H171L172 203H173L172 205L174 206V204H175V206H176V210L174 209L173 211H175L174 214L178 217V219H177L176 222H178L179 225H181V226H178V227H181V228H182L181 231L186 230V231L183 232V233H184L183 236L186 235L185 232H187V233L189 234V235L187 234V236L189 237V239H188V240H189V243L191 242V243H193L194 245H196V247H199V248L197 249L198 252H199V261H200V258H201L202 261H200V262H201V263L203 262V264H205V263L207 264V263H209V262H207V261H208V260H207V257H208L209 255L213 254L212 252H213L214 250L217 251L218 254H219L218 251H220V253H221V252H222V248H223V249H226V247H228L227 244H230V243L232 244V240H231L230 243H228V240H227V239H229V237H227L228 234H227V236L225 235L226 240H227V241H226L227 244H225L226 242L223 241L224 239H221V238H223L224 235H223V236H222L221 234H220L219 236L215 235V236H217V237L219 238V239L216 238L215 241H213V242H215L217 245H216L215 243H213L212 246L210 247V246H208V245H211L212 240H214L215 236H212V235H211L212 237H211V236L208 237L210 234H209V232H207V230H205L206 232L203 230L204 234H205L207 237H206L202 232H201V234H203L206 238H209V240L211 241V243L209 242V240H206L205 237H203V235H202V237L204 238V240L202 239L201 236H200V237H195V236L197 235V233H199V232L194 231V227H193L192 229H191V227L196 225V224H195L196 221H197L196 216H197L198 214H197V212H196V214H194V217H195V218H192L193 214L191 215V217H190V216H187V215H189V214H187V210H188V207H189L191 204H193V203H192L193 201H191V199H190L191 196L193 195V194L191 195V193H194V194H195L196 189H197V191H198V188L196 187L195 184H198V185L201 186V184H200L201 182L199 181V178H200L204 173H202V175L197 174V175H198V179H197V181H196V177H195V175H194V176L191 175L192 177H195V179H194V178H193V179H194L196 182H199V183H194V184H193V182H192L193 179L190 177V178L192 179V180L190 181L189 178H188V177L190 176V174L188 173V174H189L188 177H187V174H185L186 176H184V174L182 173V170H181V169H183V168L180 169V168H178ZM182 167H183V166H182ZM232 167H234V166H232ZM232 167L230 166V168H232ZM235 167H236V166H235ZM243 167H244V168H243ZM2 168H3V167H2ZM4 168H5V167H4ZM13 168H14V167H13ZM77 168H78V167H77ZM79 168H80V167H79ZM98 168H99V167H98ZM124 168H125V167H124ZM127 168H128V167H127ZM142 168H143V167H142ZM168 168H169V167H168ZM188 168L190 169V167H188ZM197 168H198V167H197ZM200 168H201V167H200ZM200 168H199V169H200ZM230 168H228V169H230ZM242 168H243L244 170H243ZM245 168H246V170H245ZM131 169H132V167H131ZM134 169H135V168H134ZM178 169H180L181 172H180V170H178ZM199 169H198V171L201 172ZM223 169H224V168H223ZM228 169H226L224 172H226V173H228V174L230 173L229 175H231V174H232L231 171H232L233 169H231V170H229V171H228ZM235 169H237L236 171L239 170L238 168H235ZM0 170H1V169H0ZM4 170H5V169H4ZM6 170H7V169H6ZM119 170H120V168L117 169V172H116V173H119V174H118V177H119V175H121L120 173H122V172L124 173V172H125V171H123V170H125V169L121 170V172H120ZM157 170H159V172H160V171H161V167H160V169H157ZM163 170H165V169H164V168L162 169V173H161L162 178H160V180L166 178V176H163V174H164V171H163ZM183 170H184V169H183ZM196 170H197V169H196ZM201 170H202V169H201ZM250 170H251V169H250ZM15 171H16V170H15ZM127 171H128V170H127ZM127 171H126V172H127ZM130 171H131V170H130ZM146 171H147V170H146ZM168 171H169V170H166L165 173L167 174ZM171 171H169L170 174H171ZM251 171H252V170H251ZM7 172H9V171H7ZM17 172H18V171H17ZM91 172H92V171H91ZM91 172H89V174H90L89 177H90V178H91ZM126 172H125V173H126ZM128 172H129V171H128ZM169 172H168L167 176H171V175H172V174L170 175ZM184 172H185V171H184ZM194 172H195V174H196V171H195V170H194ZM199 172H198V173H199ZM224 172H223V173H224ZM15 173H16V172H15ZM116 173H115V174H116ZM125 173L122 174V175H124V176L126 177V181H127V180L129 181L130 179L128 178V177H129L128 175H130L131 172H129V174H127V173L125 174ZM206 173H207V172H206ZM248 173H249V172H248ZM254 173H255V178L258 177V178H256V179H258V180L260 179L259 181L262 183L263 178L261 179L259 175L257 176V173H258L257 171H256V172H253V174H254ZM0 174H1V173H0ZM3 174H4V171H3ZM7 174H8V173H7ZM12 174H13V173H12ZM110 174H111V173H110ZM115 174H114V175H115ZM132 174H133V173H132ZM134 174H135V173H134ZM137 174H139V173H137ZM153 174H154V173H153ZM182 174H183V175H182ZM193 174H194V173H193ZM251 174H252V172H250V177H252ZM253 174H252V175H253ZM259 174H261V173L259 172ZM80 175H81V174H80ZM82 175H83V174H82ZM135 175H136V174H135ZM135 175H132V176H133L134 178H136ZM139 175H140V174H139ZM164 175H165V174H164ZM174 175H172V177L175 178ZM197 175H196V176H197ZM209 175H210V174H209ZM214 175H216V176H214ZM224 175H225V173H224ZM1 176H2V175H1ZM9 176H11V175H9ZM14 176H16V175H14ZM116 176H117V174H116ZM124 176H122V178H123L122 180L125 179ZM132 176H131V177H132ZM136 176L138 177V175H136ZM153 176H154V175H153ZM205 176H206V175H205ZM205 176L203 175L202 179H203V178H204V179L207 178V177H205ZM231 176H232V175H231ZM234 176H235V175H234ZM31 177H32V176H31ZM118 177H116V179H117ZM131 177H130V178H131ZM215 177H216L217 179H218V178H219V179L217 180ZM235 177H237V176H235ZM8 178H9V177H8ZM72 178H71V179H72ZM87 178H88V177H87ZM167 178H168V177H167ZM187 178H188V179H187ZM228 178H229V179H228ZM247 178H248V179H247ZM2 179H3V180H2ZM112 179H113V178H112ZM119 179H121V178H119ZM131 179H132V178H131ZM139 179H141V178H139ZM177 179H178V180H177ZM0 180L3 182V181H4V178H3V177H0ZM5 180H7V179H5ZM10 180H12V179H10ZM132 180H133V179H132ZM194 180H193V181H194ZM247 180H248V181H247ZM258 180H257V181H258ZM261 180H262V181H261ZM7 181H9V179H8ZM69 181H70V180H69ZM126 181H125V182H126ZM128 181H127V183H128ZM139 181H140V180H139ZM164 181H165V180H164ZM224 181H225V182H224ZM259 181H258L257 183H260ZM122 182H123V181H122ZM160 182H161V181H160ZM263 182H264V181H263ZM63 183H64V182H63ZM66 183H67V182H66ZM70 183H71V182H70ZM133 183H134V182L132 181V184H133ZM139 183H140V182H139ZM235 183H236V184H235ZM0 184H1V183H0ZM3 184H4V187H6L7 189L9 188V190H11V191H13V192H16V193L18 194L19 189L16 188V187H14L15 181H12V182H10V183L5 181ZM64 184H65V183H64ZM130 184H131V182H130ZM130 184H129V185H130ZM134 184H135V183H134ZM170 184H169V185H170ZM175 184H176V185H175ZM251 184H255V182H252ZM251 184H250V182L248 183L250 191H252V190L254 189V188L252 189L253 185H251ZM193 185H195V186H193ZM255 185H256V184H255ZM258 185H259V184H258ZM262 185H264V183H263ZM68 186H69V187H68ZM127 186H128V185H127ZM200 186H199V188H200ZM220 186H221V185H220ZM224 186H225V185L223 184V185H222V188H224ZM256 186H257V185H256ZM259 186H260V185H259ZM54 187H55V186H54ZM73 187H74V186H73ZM94 187H95V186H94ZM94 187H92V188H93V189H92L93 192H94ZM128 187H129V186H128ZM133 187H135V186H133ZM192 187H193V188H192ZM227 187L229 188V186H227ZM247 187H248V186H247ZM250 187H251V188H250ZM254 187H255V186H254ZM6 188H5V190H6ZM51 188H52V187H51ZM86 188H87V189H86ZM118 188H119V186H118ZM118 188H117V189H118ZM148 188H149V190H148V193H149V192L152 191V190L150 189L151 187H148ZM168 188H169V187H168ZM225 188H226V187H225ZM40 189H41V188H40ZM90 189H91V188H90ZM117 189H116V190H117ZM138 189H139V188H138ZM152 189H154V188H152ZM169 189H170V188H169ZM171 189H172V188H171ZM193 189H195V192H193V191H194ZM200 189H201V188H200ZM209 189H210V188H209ZM231 189H232V188H231ZM251 189H252V190H251ZM57 190H58V189H57ZM190 190H193V191L190 192ZM203 190H202V191H203ZM38 191H39V190H38ZM38 191H37V192H38ZM59 191H61V190H59ZM79 191H78V192H79ZM92 191H90V192L92 193ZM95 191H96V190H95ZM118 191H119V190H118ZM120 191H121V190H120ZM127 191H130V189H127ZM154 191H155V190H154ZM200 191H201V190H200ZM205 191H204V192H205ZM216 191H217V192H216ZM222 191H223V190H222ZM20 192H21V190H20ZM26 192H27V191H26ZM50 192H51V191H50ZM53 192H54V191H53ZM98 192H99V191H98ZM122 192H123V191H122ZM137 192H138V191H137ZM152 192H153V191H152ZM152 192H151V194H153ZM58 193H59V192H58ZM112 193H113V192H112ZM118 193H120V192H118ZM123 193H124V192H123ZM157 193H158V192H157ZM166 193H165V194H166ZM196 193H197V192H196ZM206 193H207V192H206ZM20 194H21V193H20ZM33 194H34V193H33ZM53 194H54V193H53ZM60 194H61V193H60ZM80 194H81V193H80ZM86 194H87V193H86ZM94 194H95V197H94ZM94 194H92L93 197H94V199L92 198L93 201L95 200V198H96V200H97V199H102V198H100L99 196H98V198H97V195H98L99 193L96 195V192H94ZM115 194H116V193H115ZM135 194H136V193H135ZM135 194H133L132 196L135 197V196H134ZM141 194H142V193H141ZM165 194L162 193L161 195H163V196H162L161 198L164 197V198L166 199V202H168V201H167V198H168L170 195L167 196V194H166V196H164ZM174 194H175V195H174ZM203 194H204L203 197L206 198V196H205L206 194H205V193H203ZM50 195H51V194H50ZM50 195H49V196H50ZM138 195H139V194H138ZM157 195H158V194H157ZM159 195H160V194H159ZM161 195H160V196H161ZM220 195H221V194H220ZM28 196H29V195H28ZM33 196H34V195H33ZM90 196H91V195H90ZM117 196H118V195H117ZM152 196H153V195H152ZM154 196L157 197L156 195H154ZM160 196H159V197H160ZM228 196H229V195H228ZM42 197H43V196H42ZM42 197H41V198H42ZM45 197H46V195H45ZM78 197H79V196H78ZM102 197H103V196H102ZM129 197H130V195H129ZM133 197H132V198H133ZM170 197H171V196H170ZM170 197H169V198H170ZM219 197H222V196H219ZM26 198H27V197H26ZM41 198H40V199H41ZM57 198H58V197H57ZM83 198H84V197H83ZM132 198H131V199H132ZM228 198H229V197H228ZM230 198H231V197H230ZM245 198H246V197H245ZM28 199H29V198H28ZM32 199H33V198H32ZM38 199H39V198H38ZM77 199H78V198H77ZM114 199H115V198H114ZM128 199H129V198H128ZM136 199H137L136 197L134 198V200L132 199L133 202H134V205L137 206V208L135 207V208H136L135 210H137L136 212L140 213V214L143 216V215H145V210H144V206H145V205L143 206V203H142L140 200H138V202H139V201H140V202H139V203L137 202V204H136V203H135V202H136V201H135ZM165 199H163V200H165ZM29 200H30V199H29ZM45 200H46V199H45ZM96 200H95V202H97ZM155 200H157V201L159 202L158 198L155 199ZM160 200H161V199H160ZM168 200H169V199H168ZM207 200L209 201L208 198H207ZM212 200H213V199H212ZM32 201H33V200H32ZM35 201H37V200H35ZM48 201H47V202H48ZM52 201H53V202H52ZM79 201H80V200H79ZM79 201H78V202H79ZM101 201H102V200H101ZM105 201H106V200H105ZM110 201H111V200H110ZM110 201H109V202H110ZM171 201H169V203H170ZM190 201H191V202H190ZM41 202H42V201H41ZM59 202H60V201H59ZM81 202H82V201H81ZM128 202H129V200H128ZM163 202H164V201H163ZM166 202H164V203H166ZM223 202H224V201H223ZM223 202L221 203L220 206H223ZM39 203H40V202H39ZM42 203H45V202H42ZM79 203H80V202H79ZM98 203H100V202H98ZM107 203H108V202H107ZM129 203L131 204V202H129ZM140 203H141V204H140ZM161 203H162V202H161ZM17 204H18V203H17ZM34 204H36V203H34ZM162 204H163V203H162ZM162 204H161V207L164 205V204H163V205H162ZM188 204H189V205H188ZM32 205H33V204H32ZM46 205H47V204H46ZM46 205H45V206H46ZM61 205H63V206H61ZM170 205H171V204H170ZM194 205H195V201H194ZM194 205H193V206H194ZM200 205H201V204H200ZM42 206H43V205H42ZM67 206H68V207H67ZM107 206L109 207V205H107ZM110 206H111V205H110ZM168 206H169V205H168ZM175 206H174V207H175ZM191 206H192V205H191ZM191 206H190V207H191ZM193 206H192L191 209H195V208H196V209H199V208H198L199 205H198V207H195V208H193ZM195 206H196V205H195ZM239 206H240V205H239ZM239 206H238V207H239ZM13 207H14V206H13ZM13 207H12V208H13ZM21 207H22V206H21ZM30 207H31V206H30ZM33 207H34V206H33ZM170 207H171V206H170ZM10 208H11V207H10ZM12 208H11V209H12ZM16 208H17V207H16ZM40 208H41V207H40ZM48 208H50V209H49L50 212H49ZM171 208H172V207H171ZM171 208H170V209H171ZM202 208H203V207H202ZM210 208H211V207H210ZM11 209H10V210H11ZM18 209H19V208H18ZM36 209H38V208H36ZM158 209H159V208H158ZM191 209H190V210H191ZM13 210H14V209H13ZM16 210H17V209H16ZM23 210H24V209H23ZM26 210H27V209H26ZM84 210H85V209H84ZM135 210H134V211H135ZM19 211H21V210L19 209ZM33 211H34V210H33ZM81 211H82V213H83L84 215L81 213ZM163 211H164V209H163ZM163 211H162V212H163ZM188 211H189V210H188ZM208 211H209V210H208ZM16 212H18V210H17ZM16 212H15V213H16ZM24 212H25V211H24ZM154 212H155V211H154ZM164 212H165V214L167 213L166 210H165ZM212 212H213V211H212ZM10 213H11V212H10ZM12 213L14 214V212H12ZM12 213H11V214H12ZM30 213H31V212H30ZM33 213H34V212H33ZM158 213H159V212H158ZM192 213H194V211H193ZM202 213H203V212H202ZM13 214H12V215H13ZM19 214H20V213H19ZM19 214H18V215H19ZM21 214H22V213H21ZM21 214H20V216H21ZM46 214H47V216H46ZM48 214H50V215H48ZM167 214H169V213H167ZM240 214H241V213H240ZM251 214H252V213H251ZM134 215H135V214H134ZM134 215H132V217H133V218H136L137 215H135V216H134ZM141 215H140V216L138 215V218L134 219V221H135V220H138V221H139L140 217L142 218ZM195 215H196V216H195ZM242 215H243V214H242ZM10 216H11V215H10ZM20 216H19V217H20ZM23 216H24V215H23ZM48 216H50V217H48ZM171 216H172V214H171ZM14 217H15V216H14ZM29 217H30V216H29ZM85 217H87V218H86L87 220H85ZM93 217H94V216H93ZM102 217H103V216H102ZM132 217H131V219H129V220L133 221V218H132ZM166 217H168V216H166ZM188 217H190V219H189ZM91 218H92V217H91ZM117 218H118V217H117ZM128 218H129V217H128ZM157 218H158V217H156V219H157ZM164 218H165V217H164ZM240 218H242L241 215H240ZM240 218H239V219H240ZM92 219H93V218H92ZM94 219H95V218H94ZM120 219L122 220V218H120ZM143 219H145L144 216H143ZM143 219L140 220L142 226H141L140 224H139V226H141V227H140L141 229H143L142 227H145L146 229L149 228V231H150V232L148 231V233H147V232H143V233H147L148 236L151 237V236H152L151 234H153V231L156 230V229H154L155 227H154V228H153V227H150V225H148V222H147V227H148V228H147V227L145 226V225H146V222H145L144 224H142V220H143ZM193 219H194V220L196 219V220L193 221ZM199 219H201V218H199ZM207 219H208V218H207ZM95 220H96V219H95ZM95 220H94V221H95ZM127 220H128V219H127ZM129 220H128V221H129ZM145 220H146V219H145ZM145 220H143V222H144ZM161 220H162V219H161ZM123 221H124V220H123ZM123 221H121V222H123ZM131 221H130V224H129V223H128V224H127V223H124V226L128 225L129 228H127L128 226H126V228H125V227H121V226L118 225V227H119L120 230L123 228V230L121 231L122 233L120 232V230H119L118 228H117V230H118L120 233H119L118 231H117V232L115 231V232H116L117 234L119 233V235H120V234L124 235L123 233H125V232H123V231H124L125 229H127V230L129 229V230H132V231H134V230H138V229H136V228H137V225L134 226L135 223L138 224V221H137V222L135 221V223H133L134 221H133V222H131ZM146 221H147V220H146ZM192 221L195 222V223H193ZM262 221H263V220H262ZM36 222L34 221V224H36ZM95 222H96V221H95ZM95 222H94V224H95ZM121 222H118V223L120 224ZM125 222H127V221H125ZM140 222H139V223H140ZM263 222H264V221H263ZM98 223H99V222H98ZM178 223H176V224H178ZM0 224H1V223H0ZM2 224H3L4 226H6L7 223L4 224V223L2 222ZM2 224H1V225H2ZM122 224H123V223H121V225H122ZM132 224H133V225H132ZM174 224H175V223H174ZM194 224H195V225H194ZM204 224H205V223H204ZM204 224H203V225H204ZM243 224H244V223H243ZM3 225H2V226H3ZM11 225H13V224H11ZM16 225H17V224H16ZM16 225H14V226L16 227ZM20 225H21V224H20ZM20 225H19V227H20ZM36 225L38 226V224H36ZM36 225H35V227H37ZM80 225H82V226H80ZM109 225H111V224H109ZM116 225H117V224H116ZM161 225H162V224H161ZM171 225H173V224H171ZM197 225H198V223H197ZM246 225H247V224H246ZM263 225H264V224H261L262 229H263ZM2 226H1V227H2ZM14 226L10 227L9 229L6 228V227H4V228L10 230L9 232H8V230L4 229L3 227H2L3 229H0V230H2V233L6 232V231H7L8 233L13 232V236H15V235L17 236V235H19V234H16V233L14 234V231H15L18 227H17V228H14ZM86 226H87V225H86ZM86 226H85V227H86ZM100 226H101V224H100ZM103 226H105V224H104ZM122 226H123V225H122ZM131 226H133V227H131ZM139 226H138V227H139ZM219 226H220V225H219ZM247 226H248V225H247ZM1 227H0V228H1ZM26 227H28V226H26ZM41 227H42V226H41ZM90 227H91V225H90ZM108 227H109V226H108ZM112 227H113V226H112ZM114 227H116V226L114 225ZM135 227H136V228H135ZM174 227L176 228L177 225H174ZM198 227H199V225H198ZM204 227H205V226H204ZM220 227H221V226H220ZM223 227H224V226H223ZM225 227H226V226H225ZM30 228L28 227L29 230H30ZM42 228H43V227H42ZM42 228H41V229H42ZM102 228H103V227H101V229H102ZM131 228H132V229H131ZM133 228H135V229H133ZM145 228H144V229H145ZM150 228H151L152 230H150ZM156 228H157V227H156ZM172 228H173V227H172ZM199 228H200V227H199ZM226 228H227V227H226ZM11 229H12L13 231H11ZM105 229H106V227H105ZM144 229H143V230H144ZM153 229H154V230H153ZM179 229H180V228H179ZM195 229H196V228H195ZM207 229H208V228H207ZM212 229H213V228H212ZM242 229H243V228H242ZM17 230H18V231H15V232H19V233H20L21 229H20V230L17 229ZM33 230L36 231V229L32 228V232H33ZM46 230H47V229H46ZM102 230H103V229H102ZM127 230H125V231H127ZM143 230H142V231H143ZM191 230H192V231H191ZM216 230H218V228H217ZM223 230H224V229H223ZM248 230H249V229H248ZM3 231H4V232H3ZM43 231H44V229H43ZM52 231H53V232H52ZM80 231L83 232V233H86V234H87V236H85L86 234L84 235L86 238H84L83 234H82ZM90 231H92V232H90ZM144 231H145V230H144ZM169 231H170V230H169ZM176 231H177V230H176ZM209 231H210V230H209ZM213 231H214V229H213ZM221 231H222V230H221ZM230 231H231V230H230ZM7 232H6V233H7ZM22 232H24V231H22ZM22 232H21V233H22ZM30 232H31V230H30ZM30 232H29V233H30ZM32 232H31V233H32ZM37 232H38V231H37ZM54 232H56V233H55L56 236H57V239H56V240H54V239H55V236H51V233H52L53 235H55ZM113 232H114V231H113ZM156 232L158 233V232H159V229H158V231L156 230ZM178 232H179V231H178ZM192 232H193V233H192ZM196 232H197V233H196ZM0 233H1V231H0ZM44 233H45V232H44ZM46 233H47V232H46ZM91 233H92V234H91ZM116 233H113V234L115 235ZM154 233H155V231H154ZM157 233H155V234H153V235L155 236ZM171 233H172V232H171ZM173 233H174V232H173ZM181 233H182V232H181ZM190 233L193 234V237H192V235H191ZM194 233H196V234H194ZM206 233H208V235H207ZM230 233H231V232H230ZM4 234H5V233H4ZM4 234H3V235H4ZM11 234H12V233H10V235H11ZM22 234H23V233H22ZM25 234H26V233H25ZM36 234H37V233H36ZM58 234H59V238H58ZM89 234H90L91 236L94 235V236H92L93 238H90V237H89V236H90ZM110 234H111V233H110ZM147 234H146V236H147ZM163 234H164V233H162V236H163ZM1 235H2V234H1ZM1 235H0V236H1ZM7 235H8V234H7ZM7 235L5 234V236H7ZM20 235H21V234H20ZM23 235H24V234H23ZM28 235H30V234H28ZM88 235H89V236H88ZM114 235H113V237L115 238ZM128 235L130 236V235H133V234H128ZM144 235H145V234H144ZM157 235H158V234H157ZM165 235H166V234H165ZM181 235H182V234H181ZM194 235H195V236H194ZM232 235L234 236L235 234L232 233L231 236H232ZM239 235H240V234H239ZM239 235H238V236H239ZM24 236H25V235H24ZM111 236H112V235H111ZM198 236H199V234H198ZM221 236H222V237H221ZM238 236H237V237H238ZM20 237H21V236H19V238H20ZM34 237H36V235H34ZM40 237L42 238L43 236H40ZM53 237H54V238H53ZM88 237H89V239H87ZM121 237H123V236H121ZM121 237L118 236V238H121ZM124 237H125V235H124ZM132 237H133V236H132ZM165 237H166V236H165ZM167 237H168V236H167ZM179 237H180V236H179ZM181 237H182V236H181ZM185 237H186V236H185ZM185 237H183L182 239H184ZM220 237H221V238H220ZM237 237L235 236L236 239H237ZM240 237H241V236H240ZM240 237H239V238H240ZM1 238H2V237H1ZM6 238H7V237H6ZM8 238H9V237H8ZM13 238H14V237H13ZM17 238H18V237H17ZM31 238H32V237H31ZM118 238H117V236H116V240H117ZM128 238H129V237H128ZM128 238H127V239H128ZM137 238H138V237H137ZM144 238H145V237H144ZM151 238H152L153 240H155L154 237H151ZM155 238H156V237H155ZM239 238H238V239H239ZM20 239H21V238H20ZM42 239H46V238H42ZM42 239H41V242H42ZM52 239H53V240H52ZM84 239H85V240L87 239V240L89 241L90 244L87 243ZM90 239H91V241H92V239H94L93 241L95 242V244H94V242H91ZM110 239H112V237H110ZM125 239H126V238H125ZM127 239H126L125 241H126V242L128 241L129 244H131V241L133 242V240H131L132 238L130 239L131 241H130V240H127ZM186 239H187V238H186ZM195 239H196V240H195ZM220 239L223 241V245H224V246H220V244L222 243V241H221ZM238 239H237V240H238ZM26 240H27V239H26ZM38 240H39V239H38ZM46 240L48 241V239H46ZM51 240H52V241H51ZM95 240H97V241H95ZM114 240H115V239H114ZM114 240H113V241H114ZM116 240H115V241H116ZM118 240H120V239H118ZM134 240H135V239H134ZM148 240H149V239H148ZM163 240H165V239H163ZM198 240H201L202 243H200L201 241H198ZM233 240H234V239H233ZM240 240H241V239H240ZM244 240H246V239H244ZM247 240H248V239H247ZM16 241H17V240H16ZM53 241H55V242L53 243ZM115 241L113 242V243H114V244H113L114 246L117 244V243H115ZM121 241H123V240H121ZM135 241H137V240H135ZM166 241L168 242V239H167ZM204 241H205L206 243H205ZM216 241H219V245H218V243H217ZM235 241H236V240H234V242H235ZM242 241H243V240H242ZM19 242H20V241H19ZM22 242H24V240H23ZM32 242H35V240H33ZM37 242L40 243L39 241H36V243H35V245H34V247H35L34 251L36 250V251H39V252H40V251H41V248H42L43 246H40V245H42V243L38 244ZM50 242H49V243H50ZM119 242H120V241H119ZM126 242H125V243H126ZM146 242H147V241H146ZM150 242H151V243H150V244L148 243V245L156 246V244H157V243H154V244H155V245H154L153 242H152V240H151ZM154 242H155V241H154ZM167 242H166V245H165L166 247H165V246L163 247L164 250H166L167 248H169V249L166 250V251H167L166 254H164L165 252H163V255H162V250H161V248H159V247H160L159 244H157L159 247L156 246V247H158V249H159V250L157 249V252H160V251H161V257L164 256V255H166V256H164V258L162 257V259H165V257L167 258V254L172 252V251H171V252H168V250H170V248H172V247H171V245H167ZM185 242H187V241H185ZM203 242H204V243H203ZM207 242H208L209 244H208ZM240 242H241V241H240ZM240 242H239V243H240ZM20 243H21V242H20ZM25 243H26V242H25ZM29 243H31V240H30ZM29 243H28V244H29ZM92 243H93L94 245H93ZM160 243H161V242H160ZM187 243H188V242H187ZM196 243H199V245L196 244ZM32 244H34V243H31V245H32ZM54 244H56V245H54ZM88 244H89V246H90L91 248H96V250L93 249V251H92L91 249H89ZM91 244H92L93 246H91ZM123 244H124V243H123ZM126 244H127V243H126ZM162 244H163V242H162ZM168 244H169V243H168ZM201 244H202L204 247H203ZM204 244H205V245H204ZM214 244H215V245H214ZM231 244H230V245H231ZM235 244H236V243H235ZM22 245H23V243H22ZM25 245H26V244H25ZM121 245H122V244H121ZM206 245H207V246H206ZM213 245H214V246H213ZM221 245H222V244H221ZM225 245H227V246H225ZM28 246H29V247H28ZM118 246H119V245H118ZM124 246H125V244H124ZM144 246H145V245H144ZM167 246H169V247H167ZM205 246H206V247H205ZM217 246H218V247H217ZM219 246H220V247H219ZM24 247H26V246H24ZM27 247L30 249L31 246H30V245H27ZM37 247H38V248L41 247V248H39V250H38ZM125 247H126V246H125ZM147 247H148V246H147ZM147 247L145 246V248H147ZM174 247H175V246H174ZM208 247L210 248L211 251H208ZM214 247H215V248H214ZM216 247H217L218 249H217ZM221 247H222V248H221ZM36 248H37V249H36ZM127 248H129V247H127ZM148 248H149V247H148ZM165 248H166V249H165ZM24 249H25V248H24ZM31 249H32V248H31ZM42 249H44V248H42ZM199 249H200V250H199ZM216 249H217V250H216ZM227 249H228V248H227ZM44 250H46V249H44ZM44 250L41 251V252H45ZM120 250H121V249H120ZM130 250H131V249H130ZM132 250H134V249H132ZM172 250H173V249H172ZM28 251H29V250H28ZM36 251H35V252H36ZM48 251H49V250H48ZM215 251H214V252H215ZM224 251H225V250H224ZM30 252L33 254L32 250H30ZM53 252H54V253H53ZM127 252H128V249H127ZM130 252H131V251H130ZM130 252H129V253H130ZM209 252H210L211 254H210ZM129 253H128V254H129ZM215 253H216V252H215ZM215 253H214V254H215ZM32 254H31V255H32ZM36 254H37V252H36ZM36 254H35V255H36ZM38 254H39V253H38ZM45 254H46V253H45ZM218 254H215L214 257H213V256H212V257L215 259L216 256H217V259H218V258H219V257H218ZM40 255H41V254H40ZM56 255H60V256H56ZM124 255H125V253H124ZM219 255H220V254H219ZM36 256H37V255H36ZM43 256H44V254H43ZM125 256H126V255H125ZM125 256H124L123 258H125ZM127 256H128V255H127ZM129 257H130V256H129ZM129 257H128V258H129ZM159 257H160V255H159ZM161 257H160L158 260H160ZM209 257H211V256H209ZM212 257H211V258H212ZM220 257H221V256H220ZM34 258H35V257H34ZM40 258H41V257H40ZM47 258H48V257H47ZM62 258H61V259H62ZM171 258H172V257H171ZM42 259H43V258H42ZM50 259H51V258H50ZM54 259H53V260H54ZM58 259H59V258H58ZM168 259H169V258H168ZM217 259H216V260H217ZM35 260H36V258H35ZM44 260L47 261V259H44ZM59 260H60V259H59ZM216 260H214V261H216ZM48 261H50V260H48ZM48 261H47V262H48ZM51 261H52V259H51ZM212 261H213V260H212ZM260 261H261V260H260ZM65 262H64V263H65ZM166 262H167V264H168L169 261L166 259ZM193 263H194V262H193ZM193 263H191V264H193ZM198 263H199V262H198ZM212 263H213V262H211V264H212ZM216 263L218 264V261H217ZM216 263H215V264H216ZM219 263H220V261H219ZM262 263H263V262H262ZM47 264H48V263H47ZM53 264H55V262H53ZM117 264H118V262H117ZM163 264H164V263H163ZM195 264H197V263H195Z\"/></svg>","mask_w":264,"mask_h":264}]
</instances>
